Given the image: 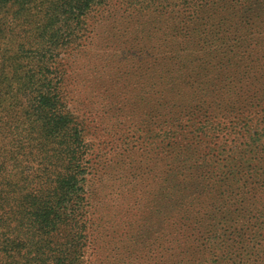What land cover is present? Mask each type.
<instances>
[{
  "label": "rangeland",
  "instance_id": "rangeland-1",
  "mask_svg": "<svg viewBox=\"0 0 264 264\" xmlns=\"http://www.w3.org/2000/svg\"><path fill=\"white\" fill-rule=\"evenodd\" d=\"M60 1L0 5V264H264V0L91 1L47 66L79 131L48 137L14 69Z\"/></svg>",
  "mask_w": 264,
  "mask_h": 264
},
{
  "label": "trees",
  "instance_id": "trees-1",
  "mask_svg": "<svg viewBox=\"0 0 264 264\" xmlns=\"http://www.w3.org/2000/svg\"><path fill=\"white\" fill-rule=\"evenodd\" d=\"M20 2L22 0H0V5L8 2ZM91 1L94 0H61L60 2H54L50 5V11L47 12V23L43 29L42 39L46 40L45 43L40 42L41 49L36 51V55L45 58L44 61H40L39 56L32 54V64L37 61L42 64L41 67L28 65L23 69L16 68V72L19 77V83L15 92L20 99L29 100L32 106L31 115L35 119V126L38 127L45 136H55L56 133H61L62 129H74L71 132L72 136L77 135V127H72V119L64 111H62L61 105H59L58 99V86L53 83L51 72L47 68L49 58L54 56V51L63 44H67L72 40L75 35V30L82 25V16L86 14L87 10L91 7ZM52 31L50 34L49 31ZM47 35V37H46ZM21 51V49H20ZM21 67V65H20ZM77 155H79V149H75ZM66 169V165H64ZM64 172L65 176L63 180L59 176L56 188L59 186L63 189L67 188L69 183H65L68 178L72 177V173L68 169ZM4 169H0V186L14 183L11 173L3 175ZM61 181V182H60ZM64 182V184H63ZM60 191V190H59ZM70 192L62 190L57 193L58 202L55 203L54 199L42 200L37 195L31 196L30 205L25 210L23 215L24 221L30 222L29 227L32 229L44 231L46 228L57 224V218L59 214L66 213V209L74 208L78 202L74 201L72 197H67ZM3 196L0 195V199ZM26 218V219H25ZM23 221V222H24ZM22 222V223H23ZM44 250L39 255H34L27 261L26 264H44L46 258L43 256Z\"/></svg>",
  "mask_w": 264,
  "mask_h": 264
}]
</instances>
